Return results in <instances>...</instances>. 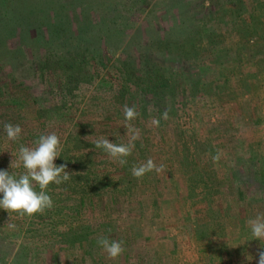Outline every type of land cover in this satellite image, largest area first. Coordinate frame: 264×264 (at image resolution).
I'll use <instances>...</instances> for the list:
<instances>
[{
    "label": "rangeland",
    "instance_id": "374dc122",
    "mask_svg": "<svg viewBox=\"0 0 264 264\" xmlns=\"http://www.w3.org/2000/svg\"><path fill=\"white\" fill-rule=\"evenodd\" d=\"M224 38L219 48H236V37ZM206 69L217 71L209 63ZM98 81L82 84L73 100L76 113L69 116L62 111L66 116L55 127L40 128L38 110L61 104L59 88L50 86L47 75H33L25 63L17 65L16 73L0 69V169L18 176L24 169L9 167L11 153L52 132L63 144L73 138L70 130L75 122L85 127L82 140L104 136L113 142L118 135L119 139L120 133H112L113 121L91 115L108 97ZM220 84L215 81L214 87ZM212 94L217 102L205 101L203 95L178 96L181 102L174 115L167 108L168 118L160 119L159 126L141 121L143 133L134 141L141 147L126 157L131 166L125 169L102 149L77 145L79 151L70 146V153L65 146L63 153L61 147L63 159L57 157L54 163L66 164V171L74 175L48 186L53 207L32 216L0 209V229L6 232L0 231L1 264H11L25 253L31 258L28 264H258L257 252L264 250V240L252 237L247 221L264 213L262 180L257 179L258 166L264 179V79L244 93L247 112L240 111L239 102L238 106L228 103L218 90ZM5 121L21 126L18 140L6 141ZM122 136L120 142L128 143L130 134ZM149 158L157 165L163 163L165 171L133 177L131 168ZM101 160L89 183L91 201L76 215L67 208L86 190L85 167ZM9 224L15 227L10 229ZM71 232L83 236L81 246L75 240L62 243ZM100 237L122 241L124 252L110 259L98 243Z\"/></svg>",
    "mask_w": 264,
    "mask_h": 264
},
{
    "label": "trees",
    "instance_id": "16d2710c",
    "mask_svg": "<svg viewBox=\"0 0 264 264\" xmlns=\"http://www.w3.org/2000/svg\"><path fill=\"white\" fill-rule=\"evenodd\" d=\"M227 36L238 39L235 49L219 48L224 43L220 39ZM23 63L33 75H47L50 86L59 88L62 98L60 105L38 110L40 128L55 127L56 121L66 116L62 111L69 116L76 113L73 100L80 87L97 80L109 99L104 97L106 102L91 115L113 121L112 133H120L113 142L118 144L127 133L122 112L125 104L135 105L139 113L131 121L139 129L138 139L143 133L141 121L160 120L167 108L173 116L181 102L177 97L185 93L217 102L212 94L216 89L228 103L238 106L239 102L240 111L247 112L244 93L264 79V0H0V69L16 73L17 65ZM207 63L217 71L205 70ZM215 81H221L218 88ZM84 129L82 123L73 124V138L61 144L63 153L65 146L70 153L71 149L79 151L77 145L96 148L94 140H82ZM135 147L139 149L140 143ZM101 162L90 161L85 167L86 190L67 208L76 215L91 201L89 183ZM257 172L264 196L259 166ZM81 237L71 232L62 243L75 240L81 246ZM23 257L15 256L11 264L31 262L26 253Z\"/></svg>",
    "mask_w": 264,
    "mask_h": 264
},
{
    "label": "clouds",
    "instance_id": "9594fccd",
    "mask_svg": "<svg viewBox=\"0 0 264 264\" xmlns=\"http://www.w3.org/2000/svg\"><path fill=\"white\" fill-rule=\"evenodd\" d=\"M127 133L130 134L128 143L116 144L110 142L107 137L100 136L94 139L93 143L96 148L102 149L107 155L118 161L120 165L127 163L126 157L130 156L135 147L134 141L139 138V129L135 128L131 121L135 120L139 113L135 105L127 104L122 106ZM162 119L168 118L167 111L163 112ZM153 126H159V119L151 120ZM3 133L6 141H16L22 134V128L19 124H13L5 121L2 123ZM61 141L55 133L41 134L34 141L33 146L21 144L18 152L12 154L13 159L9 167L20 168L24 171L18 176L9 173L7 170L0 169V209L6 212H15L20 215L32 216L37 213H43L46 209L53 207V200L47 193L48 186L52 183L60 185L68 181L73 173L66 171V164L57 166L54 161L60 157ZM219 155L214 156L213 160L217 161ZM163 163L157 165L153 159L149 158L131 168L133 177L139 179L146 173L155 171L163 173L165 171ZM37 187L39 191H37ZM247 225L254 239L264 240V213H258L255 217L248 219ZM8 227L15 226L9 224ZM99 245L107 253L110 259H116L123 252L122 241L118 239L110 240L107 237H100ZM258 264H264V250L257 252Z\"/></svg>",
    "mask_w": 264,
    "mask_h": 264
}]
</instances>
